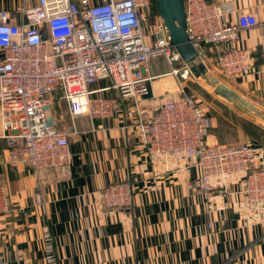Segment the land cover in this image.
<instances>
[{
	"label": "built area",
	"instance_id": "2783aa9c",
	"mask_svg": "<svg viewBox=\"0 0 264 264\" xmlns=\"http://www.w3.org/2000/svg\"><path fill=\"white\" fill-rule=\"evenodd\" d=\"M184 6L188 43L196 51L191 60L178 53L161 16L151 17L152 0H37L0 10V136L9 163L36 172L73 164L68 134L50 115L54 101L61 100L72 119L120 116L127 143L136 132L150 155L188 159L198 172L188 183L191 191L207 199L229 195L230 179L241 176L236 194L252 207H264V147L210 144L214 119L185 91L199 65L229 80L253 74L254 56L236 43L241 30L257 21L249 13L229 21L234 9L227 3L184 0ZM223 43L230 46L211 60L206 48ZM157 58L169 71L154 76L150 65ZM163 78H172L176 89L156 93L152 83ZM95 198L104 209L122 212L134 203L133 187L113 183ZM34 202L45 205L41 190ZM9 212L0 185V213ZM44 232V264H58L51 233Z\"/></svg>",
	"mask_w": 264,
	"mask_h": 264
},
{
	"label": "crops",
	"instance_id": "0c3cea01",
	"mask_svg": "<svg viewBox=\"0 0 264 264\" xmlns=\"http://www.w3.org/2000/svg\"><path fill=\"white\" fill-rule=\"evenodd\" d=\"M209 1L231 5L229 21L242 13L257 21L241 30L236 43L254 56L255 72L230 82L238 97L264 112V0ZM36 2L0 0V10ZM23 21L18 15L17 23ZM229 46L207 47L206 53L212 60ZM174 86L152 83L156 93ZM60 127L68 134L73 164L40 172L11 165L0 136V185L10 205L8 214L0 213V264H44L45 228L58 264H264V207L236 194L243 177L230 179L231 194L207 199L188 188L198 174L188 159L150 155L136 132L127 143L120 116H79ZM118 182L132 185L134 203L108 211L95 192ZM40 190L42 206L34 202Z\"/></svg>",
	"mask_w": 264,
	"mask_h": 264
},
{
	"label": "rangeland",
	"instance_id": "374dc122",
	"mask_svg": "<svg viewBox=\"0 0 264 264\" xmlns=\"http://www.w3.org/2000/svg\"><path fill=\"white\" fill-rule=\"evenodd\" d=\"M196 67L198 72L195 73L196 78L186 84L185 91L195 97L203 109L214 119L215 128L211 133L209 143L239 144L251 142L264 144V121L259 117H252L240 111L235 101L229 96V93L237 96L230 80L217 73H204L198 66ZM168 71L169 66L163 58H157L151 62V75L156 76ZM210 77L218 79L219 85L212 84ZM160 80L163 83L167 82L168 85L170 83L174 85L172 78L157 79L155 82ZM175 89L176 85L174 86ZM67 110L63 101H54L50 115L57 119L59 129H62L60 126L64 122L70 121L72 118L69 117Z\"/></svg>",
	"mask_w": 264,
	"mask_h": 264
},
{
	"label": "water",
	"instance_id": "95a60500",
	"mask_svg": "<svg viewBox=\"0 0 264 264\" xmlns=\"http://www.w3.org/2000/svg\"><path fill=\"white\" fill-rule=\"evenodd\" d=\"M156 3L159 14L171 33L172 42L178 53L184 60L193 59L196 55V51L192 45L188 43V37L186 35L184 0H156ZM198 67L202 72H207L202 65ZM196 68L197 67H194V72L198 73ZM210 82L219 85V80L215 77H210ZM229 96L235 101L240 111L252 117H259L264 121V113L261 110L241 99L238 95L234 96L229 93Z\"/></svg>",
	"mask_w": 264,
	"mask_h": 264
},
{
	"label": "trees",
	"instance_id": "16d2710c",
	"mask_svg": "<svg viewBox=\"0 0 264 264\" xmlns=\"http://www.w3.org/2000/svg\"><path fill=\"white\" fill-rule=\"evenodd\" d=\"M151 17H156V16H159V11H158V7H157V3H156V0H152V8H151ZM257 145H260V146H263L264 147V144H257Z\"/></svg>",
	"mask_w": 264,
	"mask_h": 264
},
{
	"label": "bare ground",
	"instance_id": "6f19581e",
	"mask_svg": "<svg viewBox=\"0 0 264 264\" xmlns=\"http://www.w3.org/2000/svg\"><path fill=\"white\" fill-rule=\"evenodd\" d=\"M213 86V85H212Z\"/></svg>",
	"mask_w": 264,
	"mask_h": 264
}]
</instances>
